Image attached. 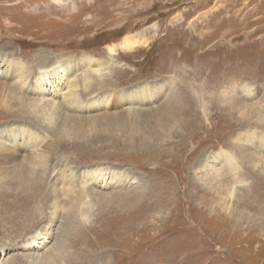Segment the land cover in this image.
Instances as JSON below:
<instances>
[{"label":"rangeland","instance_id":"374dc122","mask_svg":"<svg viewBox=\"0 0 264 264\" xmlns=\"http://www.w3.org/2000/svg\"><path fill=\"white\" fill-rule=\"evenodd\" d=\"M0 55V264H264V0H0Z\"/></svg>","mask_w":264,"mask_h":264},{"label":"bare ground","instance_id":"6f19581e","mask_svg":"<svg viewBox=\"0 0 264 264\" xmlns=\"http://www.w3.org/2000/svg\"><path fill=\"white\" fill-rule=\"evenodd\" d=\"M135 44V42H129V43H127V44H124V47L127 49V50H129V47H132V45H134ZM136 45V44H135ZM114 49V48H113ZM111 52H114V50H111ZM1 56V55H0ZM4 62V65L6 64V62L5 61H3ZM2 63V62H1ZM1 63H0V67H1ZM84 60H81V61H79V62H74V61H71L67 66L69 67V68H71L72 66H74L75 68H77V69H79L81 66H82V64L84 65ZM91 63H92V60H89V67H90V65H91ZM7 65V64H6ZM5 68V67H4ZM90 71V70H89ZM4 71L3 70H1V78H5V77H7V75H6V73H3ZM20 72V71H19ZM65 72L67 73V68H66V66H64L63 64H58V65H56L54 68H52V69H50V70H46V71H43L42 72V78L46 81V89H44V91L46 92H48V91H51V89L50 90H48V88L50 87L49 85H51L52 84V81L51 80H53V81H58V80H60V77H62V75H64L65 74ZM21 73V72H20ZM90 73H92V72H90ZM18 75V74H17ZM23 75V74H22ZM78 75V74H77ZM15 76H16V74H15ZM17 77V76H16ZM50 77H52L51 79H50ZM76 77V76H75ZM103 77V76H102ZM100 78V77H99ZM104 78V77H103ZM5 79H7V78H5ZM16 79V78H15ZM19 79V78H18ZM63 79V78H62ZM68 79V78H67ZM88 79V78H87ZM101 79V78H100ZM14 81V80H13ZM16 81H17V79H16ZM101 82V81H100ZM89 83V82H88ZM70 82H69V86H70ZM101 85V84H100ZM99 87V86H98ZM50 88H52V87H50ZM72 89H71V95L70 96H74V95H76L79 91H80V89H79V91H78V87H77V84H74V86L73 87H71ZM96 88V87H95ZM250 89V88H249ZM68 90V89H67ZM245 92H247V90L245 89ZM252 92V91H251ZM253 93V92H252ZM78 95H80V94H78ZM83 95V94H82ZM141 95H143V94H141ZM66 97V96H65ZM77 97V96H76ZM75 97V98H76ZM136 97V96H135ZM72 98V97H71ZM79 98V97H78ZM77 98V99H78ZM152 98V97H151ZM251 98V97H250ZM43 99V98H42ZM41 99V100H42ZM52 99V98H51ZM50 99V100H51ZM67 99V98H66ZM46 100V99H45ZM137 101H139V100H141V98L139 99L138 97H137V99H136ZM26 101V100H25ZM49 101V100H48ZM74 101V100H73ZM142 101H145V99H142ZM37 102V101H36ZM72 102V101H71ZM83 102H84V100H83ZM74 103V102H73ZM31 104H33V103H31ZM36 104H38V102L36 103ZM49 104V103H48ZM57 104V103H56ZM77 104V103H76ZM102 102L101 101H98V100H94V104H93V107L94 108H100V107H103L102 106ZM39 105V104H38ZM82 105V104H81ZM155 105V104H154ZM72 106V105H71ZM105 107H106V105H105ZM133 107V106H132ZM78 108V107H77ZM240 108H243V107H240ZM58 109H59V107H58ZM61 109H62V107H61ZM53 110V109H52ZM64 110V109H63ZM67 110V109H66ZM126 110V109H125ZM243 110V109H242ZM48 111V110H47ZM244 112H245V110H243ZM44 112V111H43ZM42 112V113H43ZM62 112V111H61ZM50 113V112H49ZM53 113V112H52ZM58 113V112H57ZM60 113V112H59ZM58 113V114H59ZM65 113H67V112H64V114ZM41 114V113H40ZM61 114V113H60ZM37 115H38V113H37ZM53 115V114H52ZM62 115V114H61ZM43 116V115H42ZM89 116V115H88ZM82 117V116H81ZM45 118V117H44ZM43 118V119H44ZM86 118V117H85ZM49 119V118H48ZM82 119V118H81ZM67 120V119H66ZM51 122V121H50ZM82 122V121H81ZM83 122H85V121H83ZM47 125H48V123H47ZM36 136H37V134H36ZM262 138V137H261ZM262 141V140H261ZM60 144V143H59ZM2 146V145H1ZM259 146V145H258ZM262 146H264V144H262ZM261 147V146H260ZM2 148V147H1ZM4 148H5V146H4ZM48 149V148H47ZM7 150V149H6ZM262 150L264 151V147H262ZM47 152H49V151H47ZM256 155V154H255ZM251 156V155H250ZM8 157V156H7ZM229 157V156H228ZM2 158H3V155H2ZM9 158V157H8ZM231 158V157H230ZM233 158V157H232ZM13 159H14V157H13ZM47 159V157H46V155H43V153L41 154V157H40V160H41V162L43 161V160H46ZM252 159V158H251ZM11 160H12V158H11ZM224 160H225V162H227L228 160H230V159H225L224 158ZM247 160V159H246ZM207 161V160H206ZM217 161V160H216ZM214 163V162H213ZM217 163V162H216ZM39 165H41V164H39ZM205 165V164H204ZM206 165H207V167H206ZM205 165V167L204 168H207V169H209L211 172H213L215 175H216V179H218V176H220V175H217V173L216 172H214V170L216 169V166L215 165H213V164H211V163H207ZM234 165V164H233ZM44 166V165H43ZM230 168V167H229ZM101 172L100 171H97V170H95V171H92V172H89V174L91 175V177H95V176H97L96 174H100ZM208 174V173H207ZM219 174V173H218ZM211 176V175H210ZM209 176V177H210ZM98 177V176H97ZM206 177V176H205ZM208 178V177H207ZM206 179V178H205ZM93 181V180H92ZM96 182V181H95ZM93 184V183H92ZM50 227V226H49ZM48 236L49 237H51V235L50 234H48ZM37 243V245L35 244V243ZM32 243H34V244H32ZM32 243H26V244H24L23 245V248L24 249H29V248H32V249H35V251L36 250H40V249H42V248H44V246L48 243V237L47 236H41V234H39V235H37V237H36V239H34L33 240V242ZM29 247V248H28ZM2 259V258H1Z\"/></svg>","mask_w":264,"mask_h":264}]
</instances>
